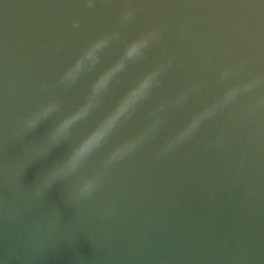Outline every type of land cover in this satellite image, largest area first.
<instances>
[{
  "label": "water",
  "instance_id": "95a60500",
  "mask_svg": "<svg viewBox=\"0 0 264 264\" xmlns=\"http://www.w3.org/2000/svg\"><path fill=\"white\" fill-rule=\"evenodd\" d=\"M0 264H264V0H0Z\"/></svg>",
  "mask_w": 264,
  "mask_h": 264
},
{
  "label": "clouds",
  "instance_id": "9594fccd",
  "mask_svg": "<svg viewBox=\"0 0 264 264\" xmlns=\"http://www.w3.org/2000/svg\"><path fill=\"white\" fill-rule=\"evenodd\" d=\"M147 42H148L147 38L133 42L132 45L128 49L127 55L129 57L136 55L140 51L141 47L143 45H146ZM89 55H91V53H89ZM79 68H80V65L78 64L75 68L71 69L70 74L78 72ZM150 83H151V76L146 78L140 84V86H139L140 90H147L149 88ZM248 87H250V85ZM235 93H236L235 89L229 90L228 92H226L222 101H217L216 105H214L210 108H206L203 112L196 113L192 117V119L188 123V125L176 133V136H175L173 142L174 143L175 142H183V140L187 136H189L191 133H193L199 127L201 122L206 117H209V116L214 114L216 107H218L222 103H226L228 100H230L232 97H234ZM113 119H115V118H113ZM70 122H71V120L69 121V123ZM106 131H107V129L98 130L96 133L93 134V136H91L89 139L84 141L78 147V149L72 154V156L69 157V159L65 162V164L61 167L60 173L75 170L76 168H78L79 165L81 164V162L94 150V148L104 138ZM127 147H131V145H129ZM60 173H57V174H60ZM96 187H97V179L95 177H87L84 179V182H83V185L81 188V192L91 194V192L94 191Z\"/></svg>",
  "mask_w": 264,
  "mask_h": 264
}]
</instances>
